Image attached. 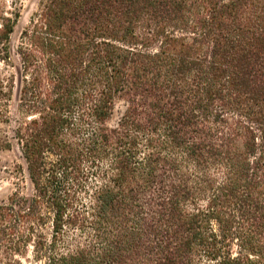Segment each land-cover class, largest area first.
I'll list each match as a JSON object with an SVG mask.
<instances>
[{
    "label": "trees",
    "instance_id": "obj_1",
    "mask_svg": "<svg viewBox=\"0 0 264 264\" xmlns=\"http://www.w3.org/2000/svg\"><path fill=\"white\" fill-rule=\"evenodd\" d=\"M10 8L0 264H264V0H41L14 44Z\"/></svg>",
    "mask_w": 264,
    "mask_h": 264
},
{
    "label": "rangeland",
    "instance_id": "obj_2",
    "mask_svg": "<svg viewBox=\"0 0 264 264\" xmlns=\"http://www.w3.org/2000/svg\"><path fill=\"white\" fill-rule=\"evenodd\" d=\"M6 4V8L12 10V5L19 6L20 17L15 25L14 32L11 35L12 44L16 43V39L20 31L29 23L30 16L37 11L41 0H2ZM10 78L14 80V88L11 98L8 101L0 102V110L10 116L8 121H0V202L15 190L23 192L30 191V184L25 173L20 171L19 166H23V159L19 149L12 141L10 148H4L2 145L5 140L12 138V130L14 121L12 117L16 116V102L18 98V88L20 85L19 68L17 65L11 66L4 62H0V79L5 83H9ZM123 109V102L116 104L114 113L110 120V124L115 123L117 117ZM22 264H27L25 260H21Z\"/></svg>",
    "mask_w": 264,
    "mask_h": 264
}]
</instances>
